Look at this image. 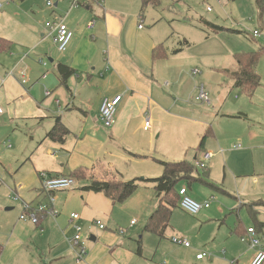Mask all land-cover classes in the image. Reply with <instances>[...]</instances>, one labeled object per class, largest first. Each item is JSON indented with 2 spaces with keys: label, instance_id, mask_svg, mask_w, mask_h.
Here are the masks:
<instances>
[{
  "label": "crops",
  "instance_id": "obj_1",
  "mask_svg": "<svg viewBox=\"0 0 264 264\" xmlns=\"http://www.w3.org/2000/svg\"><path fill=\"white\" fill-rule=\"evenodd\" d=\"M71 3L72 0H55V8L48 12L44 0H0V38L9 42V47L0 52L2 125L12 131L16 127L19 130L26 128L27 133L33 136L32 140H39L37 148L20 165L29 164L25 170H29L30 176L19 181L20 186L14 187L13 191L22 201L30 202L32 207L41 203L42 197L45 198L40 189L41 172L69 176L76 168L84 167L97 179L104 180L116 172L125 181L115 170L111 151L125 141L126 146L122 149L130 153L137 146L133 140L138 132L143 136H154L159 132L158 137L161 136L160 117L175 115L179 104L178 92L174 90L176 80L169 93L166 87L169 80L175 79L177 56L182 48H170L165 44V31L157 29L161 23L158 19H152L151 26L145 30L141 0H97L87 7L78 8H72ZM50 15L52 18L60 16L74 33L67 49L58 54L52 52L55 45L53 35L43 25ZM173 19L167 22L171 23ZM170 40L171 36H167L168 44ZM183 44L189 45L188 42ZM158 45L163 46L166 57L153 59L152 51ZM59 64L75 70V74L67 79L66 86L60 82ZM165 68L171 70L170 77L163 75ZM20 70L25 71V84L20 83ZM116 95H122V100L113 126L106 128L99 120V108L103 99ZM146 118L150 119V128L144 127ZM57 119L69 132L62 143L47 137ZM9 145L3 143L7 150L12 148ZM26 155L27 152L14 154L11 159L23 160ZM2 158L0 156V160ZM9 166L13 168L11 163ZM79 184L82 187L56 193L61 214L56 220L48 219L37 224L38 227L20 221L16 213L11 217L9 211L13 208L5 209L7 212L2 213V218L7 222L0 224V264H13L16 257L18 261L15 264H45L42 262L44 254L46 264H183L184 259L173 257L171 249H167L168 243L163 240L168 237V241L173 243V237L195 239L196 230L201 231L209 221L218 232L223 222L220 217L226 211L222 205L216 208L209 205L198 216L195 215L196 218H191L188 225H183L175 218L176 214L183 217L182 214L186 213L178 205L173 209L164 237L159 238L144 230L149 216L158 206V193L152 183L140 182L139 187L151 190V202L145 209L144 225L137 227L136 223L131 224L132 219L127 229L131 234L126 236L119 233L122 229L117 226L111 229L106 225L104 229L90 227L91 221L97 217L110 224L116 203L102 193L83 190L86 183ZM185 184L181 183L177 189L186 187ZM196 186V191H190L192 185L186 187L187 195L194 200L210 201L218 194L219 201L226 207L234 205V202L221 197L225 194L200 184ZM5 204L8 205V201ZM73 212L80 215L77 224L91 230L81 259L78 258V249L71 245L70 238L75 231L69 214ZM239 224L229 228L227 235L221 234V238H228L229 232L230 236H240L241 241V235L236 233ZM68 233L71 235L69 239ZM257 235L264 244L262 229ZM215 236L210 234L209 237ZM245 245L247 249L243 254L231 251L227 246V250L214 253L198 252L195 260L213 263L211 261L215 259V264H250L257 249L247 243ZM180 246L174 248L182 251L191 249L190 244L189 247ZM201 253L207 256L197 259ZM163 259L166 263H157Z\"/></svg>",
  "mask_w": 264,
  "mask_h": 264
},
{
  "label": "rangeland",
  "instance_id": "obj_2",
  "mask_svg": "<svg viewBox=\"0 0 264 264\" xmlns=\"http://www.w3.org/2000/svg\"><path fill=\"white\" fill-rule=\"evenodd\" d=\"M45 8L48 12L51 11L46 6ZM207 8L210 10L207 11ZM143 15L145 23L142 26L146 28L145 30L151 26L152 19H158L161 23L157 29L162 28L166 37L171 36L170 44L166 42V37L164 38L165 44L170 48H182L177 56L179 61L178 69L174 70L175 79L169 80L166 87L169 93L176 80L174 90L179 95L178 109L175 115L160 117L161 136L158 137L159 132L154 136H143L138 132L133 140L137 146H134L130 153L123 151V146H126L123 141V145L117 144L116 149L111 151L110 158L116 164L115 170L122 174L125 181H129L135 178L160 177L163 168L159 161L185 160L193 163L194 158L201 152L216 154L207 165L210 172L209 179L231 195L223 194L224 196L221 197L234 202L232 207H226L219 201L218 194L208 201L212 207L222 205L226 209L220 217L223 219L221 230L217 232L213 222H206L201 231L196 230L197 238L187 237L186 241L191 249L185 251L177 250L176 248L181 246L169 242L168 237L163 240L170 245L167 244V249H171L173 257L184 259L183 264H215V259L211 261L213 263L205 260L197 262L195 255L202 251L214 253L221 249L227 250V246L231 251L243 254L247 246L240 241V236H230L228 232V238H221V234L227 235V230L238 222L243 229H256L249 216L247 204L264 201V40L251 36L254 31L264 33V11H260L255 6V0H159V5L155 8L146 7ZM172 18L174 21L168 23L167 21ZM51 19L52 15L47 21ZM205 20L223 29L215 32L211 24L204 23ZM47 21L44 20L43 25ZM185 42L189 45L183 44ZM52 52L60 53L55 45ZM237 53L258 55L256 71L260 76V85L251 96L233 88V81L229 77V72L237 69L234 59ZM163 73L164 76L170 77L169 73L172 72L165 68ZM200 92L206 94L204 101L198 98ZM2 116L0 117V156L3 157L0 160V224L7 222L2 218V213L7 212L5 209L13 208V211H9L11 217L16 213L20 221L38 227L30 217L20 218L24 205H32L30 202L22 201L19 194L13 191L14 187L20 186L19 181L30 176L29 170H25L29 164L23 167L20 165L37 148L39 140L36 138L32 140L33 136L27 133L26 128L19 130L16 127L15 131H12L8 126L2 125ZM205 135L204 148L200 151L198 147ZM4 142L10 143L12 148L5 149ZM234 146L239 148L234 149ZM24 152H27V155L23 160L11 159L14 154L20 155ZM10 163L13 168L9 166ZM23 175L24 178H21ZM196 184H191L190 191L198 190ZM185 185L188 187L187 184ZM80 187L82 185L78 183L74 188ZM150 191L149 188L140 186L126 200L115 204L110 224L104 218L97 217L91 221L90 227L93 226L94 220L101 221L104 227L106 225L111 229L117 226L122 229L124 235L128 236L131 232L129 230L127 232V229L132 219L137 227H142L145 223V209L151 202ZM7 201L8 205L5 204ZM47 201L46 196L42 197L41 203L33 207L37 208ZM54 207L58 216H43L39 218L38 224L59 217L61 211L57 199ZM252 209L256 212L257 220L264 222V205L256 204ZM71 214L80 217L78 213ZM182 215L183 217H179L176 214L175 218L183 225H188L190 219L194 217L186 213ZM78 226L82 228L81 242L83 247H86L91 230L84 229L80 223ZM262 231L264 232V227ZM210 234L216 236L209 237ZM74 235L75 232L72 236L66 234L68 239L70 236L72 239ZM71 245L73 246L72 240ZM45 258L44 254L42 262L46 264ZM17 261L16 257L12 263L15 264ZM163 262L166 263L164 259L157 261V263Z\"/></svg>",
  "mask_w": 264,
  "mask_h": 264
},
{
  "label": "trees",
  "instance_id": "obj_3",
  "mask_svg": "<svg viewBox=\"0 0 264 264\" xmlns=\"http://www.w3.org/2000/svg\"><path fill=\"white\" fill-rule=\"evenodd\" d=\"M159 5V0H141V13L144 12L148 6L156 7ZM255 6L260 11H264V0H255ZM208 23V22H204ZM211 24V23H208ZM207 24V25H208ZM215 32L222 30V27L211 24ZM9 47V42L0 38V52L5 51ZM166 53L163 46L158 45L152 51V58H164ZM237 69L229 72V77L233 81V88L244 91L248 96L260 85V76L256 71L258 62V55L255 53H237L234 55ZM58 73L60 76L61 85L66 86L67 79L75 74V70L69 66L59 64ZM68 130L62 125L59 119L56 120L54 127L50 130L47 137L54 141L62 143L65 141ZM205 138L202 137L198 150L204 148ZM202 153V152H201ZM163 167L162 175L154 179H132L123 181L118 177L116 172L111 174V177L104 180L97 179L91 171L84 167H79L73 170L69 177L73 178L77 183H86L82 188L85 191H92L95 193H102L109 198L114 204L120 203L130 197L139 187L140 182H150L153 184L155 191L159 196V203L154 212L149 216L144 230L149 233L157 235L159 238L164 237L165 232L169 226L171 214L180 201L178 193V186L181 183L191 185L197 183L203 185L213 191L221 192L222 194L231 196L224 189L213 183L209 177V168H199L195 162L188 161H159ZM60 176V175H55ZM62 176V175H61ZM256 204L264 205V201H258L248 204L249 214L255 224L256 233L264 227V224L259 222L256 218V212L252 206ZM236 233L244 236L246 229H243L241 223L236 227ZM2 252V245L0 244V254Z\"/></svg>",
  "mask_w": 264,
  "mask_h": 264
},
{
  "label": "built area",
  "instance_id": "obj_4",
  "mask_svg": "<svg viewBox=\"0 0 264 264\" xmlns=\"http://www.w3.org/2000/svg\"><path fill=\"white\" fill-rule=\"evenodd\" d=\"M97 0H72L71 7L72 8H78V7H87L90 3L96 2ZM45 5L49 9H54V1L53 0H44ZM210 8H207V11H209ZM45 28L50 33V35H53V41L55 43V46L59 52H64L67 49V46L69 45L70 41L73 38V31L68 28V26L64 23V20L60 17L55 15L51 20L47 21L45 23ZM93 26V22L90 24V28ZM251 36L253 38H261L264 40V33L254 31ZM40 63L43 65H46L43 61L40 60ZM12 75V72H11ZM19 80L21 84H25L27 82V78L25 76V71L20 70L19 72ZM46 95H49L48 91H45ZM199 99L205 100L206 94L204 92H200ZM197 98V99H198ZM122 100V95H116L111 98H105L101 102L100 108H99V120L102 123V125L106 128H111L114 124L115 115L117 111V107L120 104ZM4 113L3 109L0 108V117ZM150 119L146 118V121L144 123L145 128H150ZM10 146V145H9ZM239 146H234V149H238ZM215 156L212 152H202L200 156L196 159L195 164L199 168H206L209 161ZM40 178V188L42 193L47 197V203L39 205L37 208H34L30 205H24L21 219H24L25 217H30L32 222L34 224H38L39 218H42L43 216H51V217H57L58 213L55 210V201H56V193L59 191L68 190L71 188H74L77 185V182L69 177V176H55L51 175L46 172H41L39 174ZM178 193L180 195V201H179V207L186 213L190 215H197L200 213L201 210L206 209L209 207L210 203L208 201H204L202 203H199L193 199H191L187 195V188L181 187L178 189ZM80 220V217L77 214H71L70 215V222L72 224V227L75 231V235L72 238V243L75 248L78 249V258H82L83 254H85V249L83 247V243L81 242V231L82 228L78 226L77 222ZM135 222L132 221L131 224H134ZM93 226L104 229V225L101 223V221H93ZM120 234H123V231H119ZM241 241L249 244L251 247L256 248V254L254 258L252 259L250 264H264V244L262 243L261 239L257 235L254 228H248L246 230V234L244 236H241ZM172 242L174 244L183 245L185 247H189V243L186 240H181L176 237L172 238ZM206 253H201L197 255V259H202L206 257Z\"/></svg>",
  "mask_w": 264,
  "mask_h": 264
}]
</instances>
